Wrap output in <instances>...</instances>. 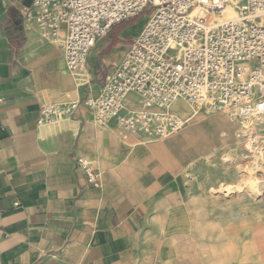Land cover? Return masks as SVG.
Wrapping results in <instances>:
<instances>
[{
	"label": "crops",
	"instance_id": "crops-1",
	"mask_svg": "<svg viewBox=\"0 0 264 264\" xmlns=\"http://www.w3.org/2000/svg\"><path fill=\"white\" fill-rule=\"evenodd\" d=\"M31 5L0 0V264H264L262 223L215 246L187 203L183 169L236 142L231 120L197 115L164 145L99 124L85 102L143 28L114 25L73 76L60 42L26 19ZM72 102V115L38 123L42 107ZM174 109L190 117L185 102Z\"/></svg>",
	"mask_w": 264,
	"mask_h": 264
},
{
	"label": "built area",
	"instance_id": "built-area-1",
	"mask_svg": "<svg viewBox=\"0 0 264 264\" xmlns=\"http://www.w3.org/2000/svg\"><path fill=\"white\" fill-rule=\"evenodd\" d=\"M26 19L44 38L59 41L67 71L78 76L97 41L114 25L152 10L126 56L85 106L99 124L137 134L145 142L171 138L190 115L220 113L236 119L264 115V0H31ZM226 7L234 20H220ZM130 95L137 97L129 103ZM80 102L46 105L38 123L70 116ZM92 187L99 175L77 158Z\"/></svg>",
	"mask_w": 264,
	"mask_h": 264
},
{
	"label": "rangeland",
	"instance_id": "rangeland-1",
	"mask_svg": "<svg viewBox=\"0 0 264 264\" xmlns=\"http://www.w3.org/2000/svg\"><path fill=\"white\" fill-rule=\"evenodd\" d=\"M151 12L147 9L133 22L143 28ZM214 115L231 120L236 142L212 157L197 156L183 172L189 191L187 203L196 208L192 216L199 224L198 231L213 232L214 245L222 247V243L232 246V232L237 228L243 226L249 232L257 223L264 226V116L247 120L220 113L202 112L198 116Z\"/></svg>",
	"mask_w": 264,
	"mask_h": 264
},
{
	"label": "bare ground",
	"instance_id": "bare-ground-1",
	"mask_svg": "<svg viewBox=\"0 0 264 264\" xmlns=\"http://www.w3.org/2000/svg\"><path fill=\"white\" fill-rule=\"evenodd\" d=\"M236 18H237V13H236L235 9L232 8V7H226V9L223 11V18H221V20H234V19H236ZM178 101H183V100H177V101L174 103L173 107L176 105V103H177ZM183 102H185V101H183ZM185 103H186V102H185ZM186 105L189 107V105H188L187 103H186ZM195 116H196V115L188 117V118H190L189 121H191ZM262 116H264V115H261V116H249V117H246V118L241 119V120H247V119H249V118H253V119H255V118H260V117H262Z\"/></svg>",
	"mask_w": 264,
	"mask_h": 264
}]
</instances>
